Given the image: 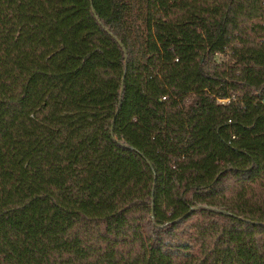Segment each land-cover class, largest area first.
I'll use <instances>...</instances> for the list:
<instances>
[{
	"label": "trees",
	"instance_id": "16d2710c",
	"mask_svg": "<svg viewBox=\"0 0 264 264\" xmlns=\"http://www.w3.org/2000/svg\"><path fill=\"white\" fill-rule=\"evenodd\" d=\"M0 264H264V0H0Z\"/></svg>",
	"mask_w": 264,
	"mask_h": 264
},
{
	"label": "built area",
	"instance_id": "2783aa9c",
	"mask_svg": "<svg viewBox=\"0 0 264 264\" xmlns=\"http://www.w3.org/2000/svg\"><path fill=\"white\" fill-rule=\"evenodd\" d=\"M220 101H222V102H226L227 100H225V99H222V100H220Z\"/></svg>",
	"mask_w": 264,
	"mask_h": 264
},
{
	"label": "water",
	"instance_id": "95a60500",
	"mask_svg": "<svg viewBox=\"0 0 264 264\" xmlns=\"http://www.w3.org/2000/svg\"><path fill=\"white\" fill-rule=\"evenodd\" d=\"M118 42V41H117ZM118 44H120L119 42H118ZM121 49L123 50V52H124V49L121 47Z\"/></svg>",
	"mask_w": 264,
	"mask_h": 264
}]
</instances>
